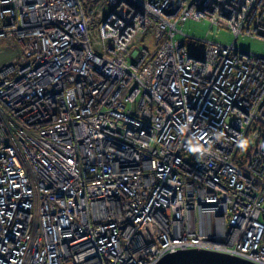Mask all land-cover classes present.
I'll use <instances>...</instances> for the list:
<instances>
[{"label": "built area", "instance_id": "1", "mask_svg": "<svg viewBox=\"0 0 264 264\" xmlns=\"http://www.w3.org/2000/svg\"><path fill=\"white\" fill-rule=\"evenodd\" d=\"M189 19L230 29L200 55ZM264 0H0V264H264ZM3 49H0V53Z\"/></svg>", "mask_w": 264, "mask_h": 264}, {"label": "rangeland", "instance_id": "2", "mask_svg": "<svg viewBox=\"0 0 264 264\" xmlns=\"http://www.w3.org/2000/svg\"><path fill=\"white\" fill-rule=\"evenodd\" d=\"M179 36L184 40H189L193 44L198 46H204L206 41H213L221 44H230L235 39V34L230 29H217L214 28L210 31V23L206 20H193L189 19L184 25L179 26ZM235 45L238 48L244 49L251 53L264 56V41L240 35L236 39ZM0 49L3 51L0 53V62H5L8 58L13 56L17 51V47H14L3 41L0 44Z\"/></svg>", "mask_w": 264, "mask_h": 264}, {"label": "water", "instance_id": "3", "mask_svg": "<svg viewBox=\"0 0 264 264\" xmlns=\"http://www.w3.org/2000/svg\"><path fill=\"white\" fill-rule=\"evenodd\" d=\"M155 264H255L251 261L210 250L196 248L177 250L164 255Z\"/></svg>", "mask_w": 264, "mask_h": 264}, {"label": "trees", "instance_id": "4", "mask_svg": "<svg viewBox=\"0 0 264 264\" xmlns=\"http://www.w3.org/2000/svg\"><path fill=\"white\" fill-rule=\"evenodd\" d=\"M185 44L188 46L189 50L191 51V53L196 54V55H200L202 50H203V46H198L193 44V42H190L189 40H184Z\"/></svg>", "mask_w": 264, "mask_h": 264}]
</instances>
